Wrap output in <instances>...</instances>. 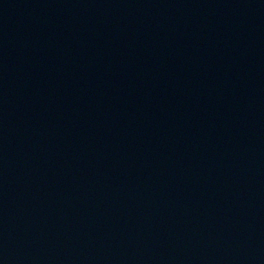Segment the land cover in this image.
<instances>
[{
	"label": "water",
	"instance_id": "water-1",
	"mask_svg": "<svg viewBox=\"0 0 264 264\" xmlns=\"http://www.w3.org/2000/svg\"><path fill=\"white\" fill-rule=\"evenodd\" d=\"M0 264H264V0H0Z\"/></svg>",
	"mask_w": 264,
	"mask_h": 264
}]
</instances>
